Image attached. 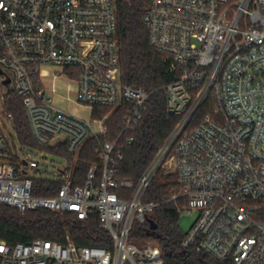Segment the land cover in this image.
<instances>
[{
    "label": "built area",
    "instance_id": "built-area-1",
    "mask_svg": "<svg viewBox=\"0 0 264 264\" xmlns=\"http://www.w3.org/2000/svg\"><path fill=\"white\" fill-rule=\"evenodd\" d=\"M143 20L176 77L165 86L168 112L182 118L136 182L121 162L152 93L121 77L115 0H0V204L97 216L112 240L105 248L0 238V264H164L153 240L130 238L160 206L142 198L167 167L186 198L178 210L197 213L183 247L222 264H264V0H147ZM14 97L39 147L19 141ZM97 107L125 112L111 140L109 114L96 116ZM89 140L98 162L77 183ZM40 179L61 188L38 195Z\"/></svg>",
    "mask_w": 264,
    "mask_h": 264
},
{
    "label": "trees",
    "instance_id": "trees-1",
    "mask_svg": "<svg viewBox=\"0 0 264 264\" xmlns=\"http://www.w3.org/2000/svg\"><path fill=\"white\" fill-rule=\"evenodd\" d=\"M117 6V42L120 53L121 77L133 87L151 92L149 103L143 117L134 131L132 145L124 149L121 162V175L132 177L136 182L145 174L159 150L169 139L182 116L168 112L165 86L176 77L170 73L163 55L149 43V31L143 16L147 0H115ZM13 112L14 127L19 141L32 148L39 147L34 140L31 127L20 98L14 97L8 106ZM97 115L109 114L108 132L103 140L113 139L120 132L124 110L96 108ZM102 111V115L99 114ZM210 111L209 103L203 105L193 120L194 124ZM55 154L68 156L65 147L48 148ZM98 162L92 140H89L76 162L77 183H83L93 163ZM61 183L45 179L37 180L35 193L54 196ZM182 187L177 172L160 168L144 193L143 201L160 203L149 218L157 224L156 235L148 236L149 223H136L131 240L143 243L153 240L162 251L164 264H222L213 256L199 252L194 247L184 248L183 240L187 232L180 226L181 213L178 207L186 204L181 195ZM173 196H177L175 200ZM79 246L110 247L109 232L101 227L97 216L79 218L75 213L57 212L49 209L30 210L24 213L17 208L0 204V238L12 244L32 243L36 239H48Z\"/></svg>",
    "mask_w": 264,
    "mask_h": 264
},
{
    "label": "rangeland",
    "instance_id": "rangeland-1",
    "mask_svg": "<svg viewBox=\"0 0 264 264\" xmlns=\"http://www.w3.org/2000/svg\"><path fill=\"white\" fill-rule=\"evenodd\" d=\"M62 84V89H65L67 90V85L66 83H64L63 81L61 82ZM67 104H70L69 102H67ZM167 171H170V172H174L172 169L170 168H165ZM197 217V213L194 212L192 214H185V213H182L181 216H180V226L182 228V231L183 232H187L191 226V224L193 223V221L196 219ZM150 239L146 240L145 242L149 241ZM143 242V243H145Z\"/></svg>",
    "mask_w": 264,
    "mask_h": 264
},
{
    "label": "water",
    "instance_id": "water-1",
    "mask_svg": "<svg viewBox=\"0 0 264 264\" xmlns=\"http://www.w3.org/2000/svg\"><path fill=\"white\" fill-rule=\"evenodd\" d=\"M148 221H149V224H150V227H149V230H148V236H150V237L155 236L156 235L157 224L151 218H149Z\"/></svg>",
    "mask_w": 264,
    "mask_h": 264
},
{
    "label": "crops",
    "instance_id": "crops-1",
    "mask_svg": "<svg viewBox=\"0 0 264 264\" xmlns=\"http://www.w3.org/2000/svg\"><path fill=\"white\" fill-rule=\"evenodd\" d=\"M62 81L64 82L63 79H60L59 81H57V84L62 85V84H61Z\"/></svg>",
    "mask_w": 264,
    "mask_h": 264
}]
</instances>
